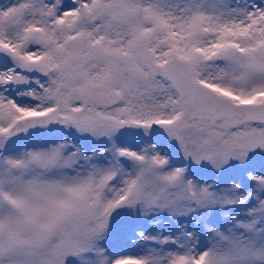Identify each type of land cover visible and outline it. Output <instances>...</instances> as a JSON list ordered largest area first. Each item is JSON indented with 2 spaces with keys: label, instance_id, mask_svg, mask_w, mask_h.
Returning a JSON list of instances; mask_svg holds the SVG:
<instances>
[{
  "label": "snow or ice",
  "instance_id": "snow-or-ice-1",
  "mask_svg": "<svg viewBox=\"0 0 264 264\" xmlns=\"http://www.w3.org/2000/svg\"><path fill=\"white\" fill-rule=\"evenodd\" d=\"M0 264H264V0H0Z\"/></svg>",
  "mask_w": 264,
  "mask_h": 264
}]
</instances>
